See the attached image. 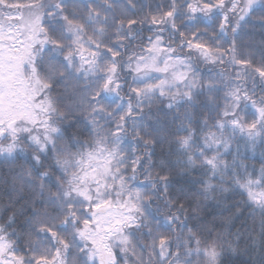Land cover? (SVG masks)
Segmentation results:
<instances>
[{"label":"snow or ice","instance_id":"obj_1","mask_svg":"<svg viewBox=\"0 0 264 264\" xmlns=\"http://www.w3.org/2000/svg\"><path fill=\"white\" fill-rule=\"evenodd\" d=\"M257 12L264 27V0H0V163L24 160L0 264H231L245 237L200 215L216 193L259 214L244 264H264V167L240 162V141L264 149Z\"/></svg>","mask_w":264,"mask_h":264},{"label":"trees","instance_id":"obj_2","mask_svg":"<svg viewBox=\"0 0 264 264\" xmlns=\"http://www.w3.org/2000/svg\"><path fill=\"white\" fill-rule=\"evenodd\" d=\"M27 2V0H24ZM146 4H152L153 0H145ZM149 11L148 8L144 9V12L147 13ZM261 14L257 12L252 21L249 23L247 30L250 31V36L247 37L249 41L252 43L259 45L262 40H264V27H261L259 23V16ZM144 35H149V33L145 32ZM203 70L205 68L204 65L200 66ZM223 95V93H221ZM222 102V101H221ZM159 106V102L153 106L155 110L156 107ZM180 114L182 115L183 109H180ZM179 123V121L177 122ZM235 147V145H234ZM241 148V156L240 162L243 165H246L248 171L251 172L255 169L259 172L261 167H264V149L259 147L253 152L251 149H245L243 141H240ZM168 150V145H163V148H157V156L161 154H166ZM174 160L175 157H172ZM227 159L231 160L232 157L229 156ZM24 163L23 158L18 160L16 164H8V163H0V215H5L4 207L7 205L8 200L7 197L3 195V192L6 187H10L11 185L5 186L4 180H11L13 172L19 168V165ZM243 171V168L240 169ZM198 178V177H193ZM225 179H229L226 177ZM215 183V181L213 182ZM216 199H209L207 201H203L205 207L201 212V217L204 222L208 225H216L217 231L224 232L227 235L230 230L233 234L237 232L241 233L245 239L240 242L239 245V254L231 257V264H244V261L247 260V256L244 254V248L247 240V236L251 233H255L257 240L258 234L260 231L259 228V214L255 215V218L250 214L251 210L248 209L242 203V197L237 193H231L227 195V198L222 197L219 193H216ZM197 199H202L197 197ZM237 202L240 203V207H236ZM7 215H11V213H7ZM23 218L21 217V222ZM194 223V222H193ZM230 239H235V235H233Z\"/></svg>","mask_w":264,"mask_h":264}]
</instances>
